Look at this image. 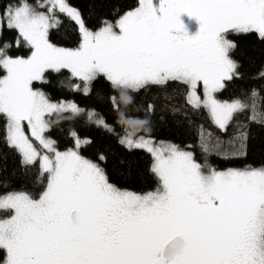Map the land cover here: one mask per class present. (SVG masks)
<instances>
[{
	"label": "snow or ice",
	"instance_id": "1",
	"mask_svg": "<svg viewBox=\"0 0 264 264\" xmlns=\"http://www.w3.org/2000/svg\"><path fill=\"white\" fill-rule=\"evenodd\" d=\"M58 13L76 25L78 46L53 43ZM7 31L16 33L12 43ZM252 33L264 39V0H136L96 30L68 0H0L2 138L24 166L39 164L40 182L46 177L39 193H0V264H264V165L218 170L176 144L128 133L120 143L152 155L157 186L121 188L110 181L103 152L81 154L90 139L73 132L74 147L61 151L46 135L52 114L85 110L34 86L65 69L85 94L99 77L121 95L177 81L187 86L188 103L206 108L226 131L249 107L217 98L240 76L229 37ZM13 46L30 54H10ZM111 100L119 110L117 97ZM251 107V119L264 124V113ZM88 118L111 131L94 110ZM247 139L242 132L234 155H247Z\"/></svg>",
	"mask_w": 264,
	"mask_h": 264
},
{
	"label": "trees",
	"instance_id": "2",
	"mask_svg": "<svg viewBox=\"0 0 264 264\" xmlns=\"http://www.w3.org/2000/svg\"><path fill=\"white\" fill-rule=\"evenodd\" d=\"M34 2V0H32ZM83 13L89 28L96 30L105 20L115 21L136 0H68ZM15 5L16 0H12ZM62 23L51 30L53 43L64 47H76L79 44V33L76 25L68 18L59 14ZM14 31H7L4 39L13 42ZM237 43V49L232 56L238 61L240 76L227 82L226 87L217 93L220 100L232 101L240 99L249 107L234 115V119L224 135L236 132L242 128L248 135L247 155L223 156L216 152L205 151L201 143L203 123L211 125L210 119L199 109L197 115L160 110L156 107L159 85H148L139 91H128L121 95L122 90L113 88L105 77H99L91 85V91L85 94L74 85H82V81L73 77L69 70L50 73L45 82H36L35 87L42 89L53 101H72L84 112L74 115L71 112L52 114L51 127L47 132L51 139L57 142V147L64 151L74 147L72 136L76 132L81 139H90L92 143L81 149V154L95 159L103 152L108 160L103 166L106 168L112 183L121 188L137 192H147L157 186V179L150 171L153 162L152 155L145 149H128L120 140L128 133L136 136L165 140L179 147L189 148L201 164H207L218 170L228 168L259 167L264 165V124L252 121L251 105L257 100L261 113H264V78L259 73L264 69V39L257 34L235 35L229 37ZM13 55L27 56L30 54L25 47L11 49ZM0 69V76L4 75ZM165 87L178 91L187 87L177 81H169ZM253 91L257 93L254 97ZM116 96L120 103L117 110L111 97ZM175 103L180 98H171ZM153 105L151 111L148 106ZM95 111L111 127V131L98 127L93 120H89L88 112ZM140 122H144L143 124ZM4 121L0 119V193L9 191H27L33 194L43 190V182L39 178V164L24 166L17 150L10 147L2 138ZM214 127V126H213ZM221 132V131H220ZM223 133V132H222ZM211 149V148H209ZM121 160L124 163H121ZM7 215V213H3ZM2 255V254H0Z\"/></svg>",
	"mask_w": 264,
	"mask_h": 264
},
{
	"label": "rangeland",
	"instance_id": "3",
	"mask_svg": "<svg viewBox=\"0 0 264 264\" xmlns=\"http://www.w3.org/2000/svg\"><path fill=\"white\" fill-rule=\"evenodd\" d=\"M112 22H115V21H112ZM5 74L6 73H4V75ZM83 86H84V84L82 83V85L80 86L81 90L83 89ZM159 86L160 87H159V91L158 92L162 94V96H161L162 98L157 100V102H161V103H156V107L158 109L165 110V111H172L173 113H175V112H183V113H188V114H193V115H197L199 109H203L204 110V114L209 117L211 125H207V124L203 123V125H202L203 140H202V135H201V143L202 144L207 143L209 148H211V149H209L210 151L216 152V153H218L220 155H223V156H236V155H234V153L239 148V143H240L239 137H240V134L242 132L243 133L246 132L245 129H244L245 127L240 129V130H238V131H236V132H231L228 135H224L225 134L224 133L225 130L220 129L213 122L212 117L210 116V114H209V112H208V110L206 108H203V107L202 108H194V107H192L191 104L188 103V101H187V92H188L187 87L182 88L181 91H180L181 94H179L178 91L176 92V91L170 90L168 87H165L164 85H159ZM37 89L43 91L40 88H37ZM198 91L201 94V96H203V89L202 88L198 89ZM171 98H176V99L180 98L181 100H180L179 103H175L172 100H170ZM217 98L219 99L218 95H217ZM257 100L254 102L255 110H256L257 113H261L260 108H259V103H258ZM53 102H57L58 103V102H61V101H53ZM64 102H72V101H64ZM82 109H84V108H82ZM252 115H253V109H252ZM49 119H50V117H49ZM232 121L229 123L228 126H230ZM255 122H257V121H255ZM46 135L48 136V133H46ZM132 137L134 139L136 138V136H134V135H132ZM138 137H140V136H138ZM144 138L147 139V138H150V137H144ZM151 139H153V138H151ZM153 140L156 141L157 144H159V142H161V141H163L165 143H170V142L165 141V140H156V139H153ZM180 148L185 150V151H191L189 148H183V147H180Z\"/></svg>",
	"mask_w": 264,
	"mask_h": 264
}]
</instances>
